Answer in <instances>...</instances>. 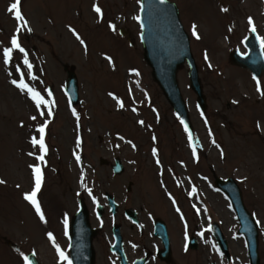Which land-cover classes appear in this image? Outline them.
Returning <instances> with one entry per match:
<instances>
[{
  "label": "rangeland",
  "instance_id": "1",
  "mask_svg": "<svg viewBox=\"0 0 264 264\" xmlns=\"http://www.w3.org/2000/svg\"><path fill=\"white\" fill-rule=\"evenodd\" d=\"M168 1L179 10L206 103L202 114L188 84V68L182 66L177 83L193 126L192 146L142 60L135 22L139 0H20L26 26L8 11L15 0H0V180L5 182L0 184V264H26L24 258L30 253L41 264H69L55 253L47 237L51 234L67 257L63 231L67 227L60 223L67 219L68 225L79 198L89 214L95 212V201L106 210L105 193L119 204L115 223L132 244L151 248L147 217L151 216L167 226L173 264H248L235 215L225 197L214 190L215 179L229 178L237 183L246 210L259 223L258 252L264 264V96L257 91V82L264 91V75L253 81L246 71L228 63L230 51L245 52L242 43L252 28L249 18L260 41L264 39V0ZM97 6L100 14L94 11ZM109 25H115V31ZM16 35L31 72L18 51L9 64L4 63L3 51ZM63 66L72 67L78 81L75 118L62 93ZM21 77L49 104L38 110L28 94L12 83ZM48 87L52 102L45 93ZM42 119L47 124L46 154L31 143L39 136L36 130ZM40 155L43 162L37 159ZM116 158L124 166L121 176L99 164L100 159L113 163ZM34 167L43 173L37 200L44 221L24 199L35 187ZM128 208L141 214L145 224L141 235L122 220L120 213ZM93 213L92 227H103L95 240L101 246L111 232V221L105 213L101 219ZM212 222L219 224L227 240L230 263L208 232ZM189 237L197 239L196 251L185 247ZM102 249L95 247L96 254L106 251Z\"/></svg>",
  "mask_w": 264,
  "mask_h": 264
},
{
  "label": "water",
  "instance_id": "2",
  "mask_svg": "<svg viewBox=\"0 0 264 264\" xmlns=\"http://www.w3.org/2000/svg\"><path fill=\"white\" fill-rule=\"evenodd\" d=\"M139 24L142 30L140 39L144 48V60L152 69V78L162 90L163 95L179 119L187 128H190L176 82V72L185 62L189 66L190 87L197 95V103L202 110L205 109V102L197 76V69L189 51L188 38L179 22L177 8L174 4L165 0L163 3H161V0H141ZM246 48L249 52L246 57H241L238 52H234L230 55V63L250 71L256 78L260 77L264 72V58L254 34L247 40ZM67 76L66 93L69 95L71 102L75 103L77 99L76 78L72 71L67 72ZM112 169L116 174L123 172L119 161H116V166L112 167ZM215 183L217 188L228 196L238 215L241 226L239 232L246 238L250 263L259 264L256 239L257 228L243 208L237 187L231 180L225 183L217 180ZM108 200L110 205L114 207L112 198H108ZM116 234L118 235L117 230ZM154 234L162 240L165 250L161 252L160 257L164 258L169 253L164 225L157 222ZM213 234L221 250L226 253V242L216 226L213 227ZM93 236L94 232L88 225L87 211L82 201H80V210L73 217L70 228L69 242L72 264L94 263V253L91 247ZM190 247L192 249L196 248L194 241L191 242ZM28 261L30 264H38L32 255L28 257Z\"/></svg>",
  "mask_w": 264,
  "mask_h": 264
},
{
  "label": "snow or ice",
  "instance_id": "3",
  "mask_svg": "<svg viewBox=\"0 0 264 264\" xmlns=\"http://www.w3.org/2000/svg\"><path fill=\"white\" fill-rule=\"evenodd\" d=\"M163 2H164V0H161V3H163ZM19 5H20V0H15V2L12 3L11 6L9 7L8 11L10 13H14V18L17 21L24 22L25 26H26V21H25V18L20 11ZM94 11H96L98 14L101 13V9L98 6L94 7ZM222 11L227 12L228 9L224 8V9H222ZM249 24L252 25L251 30L253 32H255V26L253 25L251 18H249ZM109 27H111L112 30L115 31V25H109ZM28 31L30 32L31 29L28 28ZM18 33H19V28L17 29V34ZM73 34L76 35V38L78 40H80V42L82 44L84 43V41L80 38V36L78 34H76L74 32V30H73ZM193 35L196 37V39L200 38L199 35L195 31V26H193ZM261 45H262V47H264V39L261 40ZM14 51H18L19 53H21L24 56L23 63H24V65L27 66V68L29 69V72H31L32 65L29 63V61L27 59V52H26L25 48L21 45V43L18 39V35L13 36L11 38V46L8 48H5L3 51V58H4L5 64H9L11 62ZM205 58L207 59V56ZM209 67H211V65H209ZM31 78L36 79L35 76H32ZM12 83L17 88H19L22 92H26L28 94L29 98L34 102V104L38 110L41 108L42 105H48L49 104V102L47 100H45L40 95V93L38 91H36L34 88L29 87L26 83H24L23 77H21L19 82H17L16 80H13ZM257 91H260L261 95L264 96V91H261L259 82H257ZM49 95H51V93H49ZM113 98L115 99V97H113ZM119 103H120V107H123V103L122 102H119ZM234 103H235V101H234ZM133 111H135V109H133ZM40 114L43 115V112H41ZM48 115H51L50 111H49ZM32 119L35 120L36 117L33 116ZM140 123L143 124V121H140ZM257 126L259 127V125H257ZM46 127H47L46 123L44 125H42L41 127H39L37 129V131L40 134L39 139H37L36 137H33L32 141H31L33 146L39 145L40 151L44 154H46V152H47V147H46L45 142H44ZM185 131L186 132L188 131L187 126H185ZM191 140H192V137H191V134L189 133L190 143H191ZM213 143H215V141H213ZM217 147H219V146L217 145ZM195 151H196V149L193 146V154L194 155H195ZM153 154L156 155L155 150L153 151ZM30 155H31V153H30ZM221 155H223V153H221ZM37 159L40 160L41 162H43L44 161V155L38 156ZM77 160H79V157H77ZM157 163H159V161H157ZM33 172L35 175V187H34V190L30 194L24 195V199L26 201H28L35 208L36 214L39 216L40 220L44 221L45 217H44V214L41 210L40 204L37 200V193L40 191L41 186H42V182H43V173H42V170L40 167H34ZM2 183H5V182L3 180H0V184H2ZM195 191H196L195 188H193L192 192L195 193ZM89 195H91L90 190H89ZM173 203H175V201H173ZM177 210L179 211V209H177ZM64 223H65V226L67 227V219H65ZM201 235H203V233H201ZM49 239H53L51 234H49ZM58 251H59V249H58ZM59 255L62 259H65V260L67 259V257H65V255L62 251H59ZM24 259L26 261V264H30L27 257H25ZM69 264H71L70 261H69Z\"/></svg>",
  "mask_w": 264,
  "mask_h": 264
},
{
  "label": "flooded vegetation",
  "instance_id": "4",
  "mask_svg": "<svg viewBox=\"0 0 264 264\" xmlns=\"http://www.w3.org/2000/svg\"><path fill=\"white\" fill-rule=\"evenodd\" d=\"M97 246H98V248H100V250H103L102 248L106 247V251H102V253L96 254V257L101 255V258L99 261H97V259H96V264H119V259L116 256L111 255L108 251L109 243L101 244V246L95 244V247H97ZM123 250H124L125 257H126L128 263H133L137 259H140L142 257H146V259L148 261L147 264H151L152 262H157L158 264H164L155 258V250L153 252L144 253L141 256L131 257L128 249L126 248L125 242L123 243ZM170 264H173V261H171Z\"/></svg>",
  "mask_w": 264,
  "mask_h": 264
}]
</instances>
